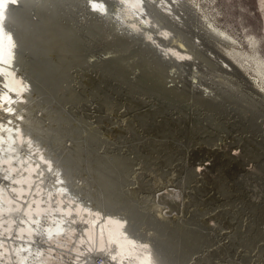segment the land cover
<instances>
[{
    "label": "rangeland",
    "instance_id": "obj_1",
    "mask_svg": "<svg viewBox=\"0 0 264 264\" xmlns=\"http://www.w3.org/2000/svg\"><path fill=\"white\" fill-rule=\"evenodd\" d=\"M29 1L25 126L76 191L172 264H264V0H187L176 62L90 0Z\"/></svg>",
    "mask_w": 264,
    "mask_h": 264
},
{
    "label": "bare ground",
    "instance_id": "obj_2",
    "mask_svg": "<svg viewBox=\"0 0 264 264\" xmlns=\"http://www.w3.org/2000/svg\"><path fill=\"white\" fill-rule=\"evenodd\" d=\"M28 1L0 0V264H172L160 246L131 229L129 217L102 211L81 196L63 166L26 128L24 106L34 96V85L24 75L26 59L19 60L18 51L28 48L23 30L29 23L21 26ZM90 1L91 13H105L141 33L162 59L176 62L191 55L173 27L189 21L187 0ZM213 29L232 41L222 29ZM167 36L178 42L167 43Z\"/></svg>",
    "mask_w": 264,
    "mask_h": 264
}]
</instances>
